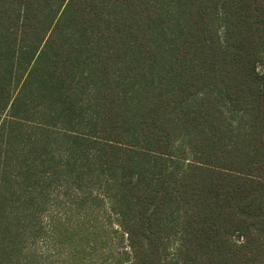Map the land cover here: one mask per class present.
<instances>
[{
    "label": "trees",
    "instance_id": "obj_1",
    "mask_svg": "<svg viewBox=\"0 0 264 264\" xmlns=\"http://www.w3.org/2000/svg\"><path fill=\"white\" fill-rule=\"evenodd\" d=\"M263 54L264 0H0V264H264Z\"/></svg>",
    "mask_w": 264,
    "mask_h": 264
},
{
    "label": "rangeland",
    "instance_id": "obj_2",
    "mask_svg": "<svg viewBox=\"0 0 264 264\" xmlns=\"http://www.w3.org/2000/svg\"><path fill=\"white\" fill-rule=\"evenodd\" d=\"M264 58V54H263ZM259 69L262 71L264 69L263 62L260 63ZM91 193L95 197H100L101 200L96 202V204H89L86 205L85 209H83V215L87 214L85 223L86 225H93L94 223L97 224V228L102 229L103 236L106 237V232H108L107 239L108 241L99 249V258L100 260H111L114 259L115 255L119 253L121 250H127L128 249V243L127 241H121L120 234L121 231L119 229V226L117 224V220L115 218V215L112 212V207L109 203L108 197L105 196V193L103 192L101 186L98 184L97 186H92ZM80 192L79 188L73 189L71 188L66 189L64 186H55L52 189L48 190V197L49 200L47 201L44 206L40 209V222L43 225L48 224L49 218L51 215H61L62 213L69 212L71 209V205L68 202V197H73L76 195V193ZM88 191V190H87ZM82 193V191H81ZM104 197V198H103ZM103 198V199H102ZM92 215H96L97 218L100 220H90L92 219ZM112 222V223H111ZM177 224V223H176ZM179 226L175 225L172 230L169 233V237L167 240V246L169 253H173L178 245H179ZM34 248H37L39 252H43L46 249V245L44 244L43 239H39L38 242H36L34 245ZM171 256H169L170 258Z\"/></svg>",
    "mask_w": 264,
    "mask_h": 264
}]
</instances>
